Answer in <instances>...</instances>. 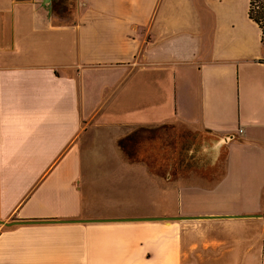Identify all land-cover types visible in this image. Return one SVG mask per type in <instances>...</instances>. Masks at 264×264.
I'll return each instance as SVG.
<instances>
[{
	"label": "crops",
	"instance_id": "obj_1",
	"mask_svg": "<svg viewBox=\"0 0 264 264\" xmlns=\"http://www.w3.org/2000/svg\"><path fill=\"white\" fill-rule=\"evenodd\" d=\"M60 1L0 0V222H37L0 224V264H264L249 0ZM167 122L204 133L219 177L117 165L127 129Z\"/></svg>",
	"mask_w": 264,
	"mask_h": 264
},
{
	"label": "rangeland",
	"instance_id": "obj_2",
	"mask_svg": "<svg viewBox=\"0 0 264 264\" xmlns=\"http://www.w3.org/2000/svg\"><path fill=\"white\" fill-rule=\"evenodd\" d=\"M73 7L74 0H62L55 4V14L62 19H68ZM124 134L114 143L120 153V163L117 161V165H125L127 162L157 167L162 174L149 177L161 179L164 183H189L203 181L205 177H219L214 174L219 162V150L213 147L209 139H205L204 133L185 128L175 122H167L134 127L127 129ZM105 138L104 135L101 145H98L100 149H96L108 147H103L107 144L104 143ZM88 162L94 167L97 161L89 158ZM100 165L112 164L105 158Z\"/></svg>",
	"mask_w": 264,
	"mask_h": 264
},
{
	"label": "trees",
	"instance_id": "obj_3",
	"mask_svg": "<svg viewBox=\"0 0 264 264\" xmlns=\"http://www.w3.org/2000/svg\"><path fill=\"white\" fill-rule=\"evenodd\" d=\"M247 15L259 27L264 46V0H249Z\"/></svg>",
	"mask_w": 264,
	"mask_h": 264
},
{
	"label": "water",
	"instance_id": "obj_4",
	"mask_svg": "<svg viewBox=\"0 0 264 264\" xmlns=\"http://www.w3.org/2000/svg\"><path fill=\"white\" fill-rule=\"evenodd\" d=\"M156 219L163 220V221H168V220H171V219H181V218H156ZM53 222H59V223L63 222V223H65V222H72V221L65 220V221H53ZM29 223H37V222H29V221H13V222H8V223L0 222V224H2L4 226H13V225L29 224Z\"/></svg>",
	"mask_w": 264,
	"mask_h": 264
},
{
	"label": "built area",
	"instance_id": "obj_5",
	"mask_svg": "<svg viewBox=\"0 0 264 264\" xmlns=\"http://www.w3.org/2000/svg\"><path fill=\"white\" fill-rule=\"evenodd\" d=\"M238 131H239V133H242V130L241 129H239Z\"/></svg>",
	"mask_w": 264,
	"mask_h": 264
}]
</instances>
